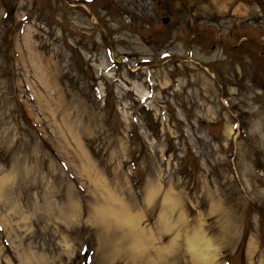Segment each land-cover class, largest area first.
<instances>
[{
    "label": "rangeland",
    "instance_id": "obj_1",
    "mask_svg": "<svg viewBox=\"0 0 264 264\" xmlns=\"http://www.w3.org/2000/svg\"><path fill=\"white\" fill-rule=\"evenodd\" d=\"M200 238L264 264V0H0V264Z\"/></svg>",
    "mask_w": 264,
    "mask_h": 264
},
{
    "label": "bare ground",
    "instance_id": "obj_2",
    "mask_svg": "<svg viewBox=\"0 0 264 264\" xmlns=\"http://www.w3.org/2000/svg\"><path fill=\"white\" fill-rule=\"evenodd\" d=\"M201 237V235L199 234L198 236H195L194 238L197 239ZM204 238V237H203ZM201 239V238H200ZM199 241H202L201 240H197L196 242H194V248L196 251H199L198 253H196V259H195V262L197 263H211L212 262V259H211V255H210V251H205V249L203 248L202 244L199 242ZM205 244L207 246H209V243L206 241ZM199 256V257H198ZM215 256V255H213ZM199 258V259H198ZM214 258V257H213ZM213 263V262H212ZM214 264V263H213Z\"/></svg>",
    "mask_w": 264,
    "mask_h": 264
},
{
    "label": "water",
    "instance_id": "obj_3",
    "mask_svg": "<svg viewBox=\"0 0 264 264\" xmlns=\"http://www.w3.org/2000/svg\"><path fill=\"white\" fill-rule=\"evenodd\" d=\"M163 20L166 21L167 20V17H164Z\"/></svg>",
    "mask_w": 264,
    "mask_h": 264
}]
</instances>
